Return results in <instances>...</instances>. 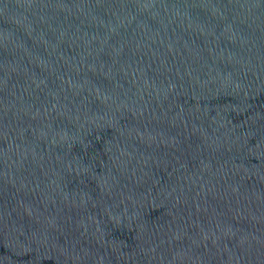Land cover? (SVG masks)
<instances>
[{"label": "water", "instance_id": "95a60500", "mask_svg": "<svg viewBox=\"0 0 264 264\" xmlns=\"http://www.w3.org/2000/svg\"><path fill=\"white\" fill-rule=\"evenodd\" d=\"M0 264H264V0H0Z\"/></svg>", "mask_w": 264, "mask_h": 264}]
</instances>
